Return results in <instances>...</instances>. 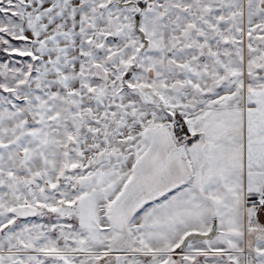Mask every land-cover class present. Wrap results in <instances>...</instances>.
I'll list each match as a JSON object with an SVG mask.
<instances>
[{
    "label": "snow or ice",
    "instance_id": "1",
    "mask_svg": "<svg viewBox=\"0 0 264 264\" xmlns=\"http://www.w3.org/2000/svg\"><path fill=\"white\" fill-rule=\"evenodd\" d=\"M0 264H264V0H0Z\"/></svg>",
    "mask_w": 264,
    "mask_h": 264
}]
</instances>
